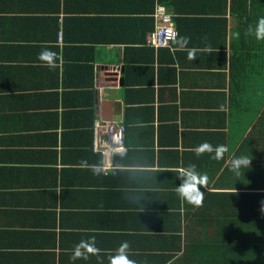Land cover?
Wrapping results in <instances>:
<instances>
[{"label":"crops","instance_id":"1","mask_svg":"<svg viewBox=\"0 0 264 264\" xmlns=\"http://www.w3.org/2000/svg\"><path fill=\"white\" fill-rule=\"evenodd\" d=\"M157 5L177 36L155 49ZM252 5L239 21L233 0H0V264H109L125 241L136 264H264V40L248 34L264 5ZM96 121L122 122L121 151L93 149ZM204 142L223 159L196 156ZM190 165L208 177L198 208L176 193ZM92 236L101 253L71 260Z\"/></svg>","mask_w":264,"mask_h":264},{"label":"clouds","instance_id":"2","mask_svg":"<svg viewBox=\"0 0 264 264\" xmlns=\"http://www.w3.org/2000/svg\"><path fill=\"white\" fill-rule=\"evenodd\" d=\"M248 34L254 35L257 40H264V18H260L254 28L250 26ZM180 43L183 47L188 43V39L182 37ZM38 59L44 62V66L49 68H54L56 66V53L47 49L38 55ZM189 59H195L194 53L189 54ZM194 151L196 156H200L205 152L214 153L211 158L214 160H221L223 159L227 148L224 145H219L213 148L212 145L204 142L197 146ZM228 164L230 170L239 175V170L242 167H248L250 165V160L246 157L231 158ZM178 178L181 180V183L176 187L177 196L194 207H201L204 198V193L201 191V188L208 183L207 175H201L195 170L194 165H190L180 172ZM261 211L264 212V207L261 208ZM129 247L127 241L122 242L116 250V254L108 257L109 264H136V261L129 259ZM100 253L101 249L96 246L95 237L92 236L86 240H81L75 245L70 259L73 261L77 259L87 260L90 256H98Z\"/></svg>","mask_w":264,"mask_h":264},{"label":"built area","instance_id":"3","mask_svg":"<svg viewBox=\"0 0 264 264\" xmlns=\"http://www.w3.org/2000/svg\"><path fill=\"white\" fill-rule=\"evenodd\" d=\"M154 28L146 37V44L152 48L166 47L176 39L177 31L172 23L171 14L162 5H157L154 12ZM60 39V38H59ZM125 127L122 122H94L93 149L109 156L123 149L122 140ZM113 167L106 163L102 169L107 171Z\"/></svg>","mask_w":264,"mask_h":264},{"label":"trees","instance_id":"4","mask_svg":"<svg viewBox=\"0 0 264 264\" xmlns=\"http://www.w3.org/2000/svg\"><path fill=\"white\" fill-rule=\"evenodd\" d=\"M234 1V7H237L238 9H233V11L234 12H237V15H236V17H238L237 19L239 20V21H245V19L246 18H244V16H246V12H245V10H246V5H249V4H253L254 3V1L255 0H253V2H252V0H233ZM258 1H261V0H258ZM263 1V5H264V0H262ZM252 6H254V5H252ZM247 15H248V13H247ZM262 18H264V11H263V14H262ZM234 227H232V229H233V233L234 232H236V230H237V227H235V225H233Z\"/></svg>","mask_w":264,"mask_h":264}]
</instances>
